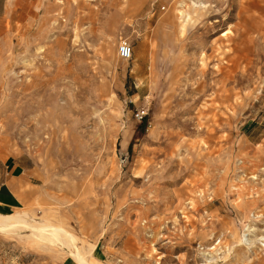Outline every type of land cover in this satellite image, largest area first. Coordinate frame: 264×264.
<instances>
[{
    "label": "rangeland",
    "instance_id": "374dc122",
    "mask_svg": "<svg viewBox=\"0 0 264 264\" xmlns=\"http://www.w3.org/2000/svg\"><path fill=\"white\" fill-rule=\"evenodd\" d=\"M16 213L77 242L0 231V264H264V0H0Z\"/></svg>",
    "mask_w": 264,
    "mask_h": 264
},
{
    "label": "bare ground",
    "instance_id": "6f19581e",
    "mask_svg": "<svg viewBox=\"0 0 264 264\" xmlns=\"http://www.w3.org/2000/svg\"><path fill=\"white\" fill-rule=\"evenodd\" d=\"M21 225L22 227H34V225H37L39 231L36 230L33 235L41 238L52 239V242H54V239L57 241L62 239V242H64L65 240L62 238L63 235L67 237V240L69 242L67 240L66 241L70 243V246H74L75 241L77 242L75 235L68 232L67 229H64L61 226H54L55 224H48L46 222H36L35 220L30 221L29 219H27V213H16L14 215L7 216L0 215V231L15 229ZM78 250L75 249V251L73 252V257L75 258V260L79 264H88V262L84 259L85 257L83 258L82 254H80Z\"/></svg>",
    "mask_w": 264,
    "mask_h": 264
},
{
    "label": "built area",
    "instance_id": "2783aa9c",
    "mask_svg": "<svg viewBox=\"0 0 264 264\" xmlns=\"http://www.w3.org/2000/svg\"><path fill=\"white\" fill-rule=\"evenodd\" d=\"M118 55L123 60H130L132 58L133 49L126 40H122L119 43Z\"/></svg>",
    "mask_w": 264,
    "mask_h": 264
}]
</instances>
